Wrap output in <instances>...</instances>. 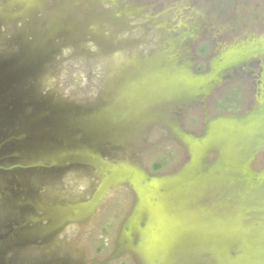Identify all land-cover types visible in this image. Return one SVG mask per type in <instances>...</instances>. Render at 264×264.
Masks as SVG:
<instances>
[{"label": "rangeland", "instance_id": "obj_1", "mask_svg": "<svg viewBox=\"0 0 264 264\" xmlns=\"http://www.w3.org/2000/svg\"><path fill=\"white\" fill-rule=\"evenodd\" d=\"M0 264H264V0H0Z\"/></svg>", "mask_w": 264, "mask_h": 264}, {"label": "flooded vegetation", "instance_id": "obj_2", "mask_svg": "<svg viewBox=\"0 0 264 264\" xmlns=\"http://www.w3.org/2000/svg\"><path fill=\"white\" fill-rule=\"evenodd\" d=\"M41 218V217H40ZM36 232L38 231V230H35ZM34 232V231H33ZM38 233V232H37ZM39 233H41V232H39ZM34 234V233H33Z\"/></svg>", "mask_w": 264, "mask_h": 264}]
</instances>
